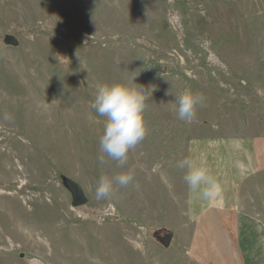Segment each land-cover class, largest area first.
<instances>
[{
	"label": "rangeland",
	"instance_id": "374dc122",
	"mask_svg": "<svg viewBox=\"0 0 264 264\" xmlns=\"http://www.w3.org/2000/svg\"><path fill=\"white\" fill-rule=\"evenodd\" d=\"M105 83L153 90L123 168L98 159ZM186 89L206 97L191 122L176 116ZM229 136L264 138V0H0V264H264V193L197 226L174 185L195 140ZM128 169L97 201L100 177Z\"/></svg>",
	"mask_w": 264,
	"mask_h": 264
},
{
	"label": "clouds",
	"instance_id": "9594fccd",
	"mask_svg": "<svg viewBox=\"0 0 264 264\" xmlns=\"http://www.w3.org/2000/svg\"><path fill=\"white\" fill-rule=\"evenodd\" d=\"M137 85V84H136ZM152 89L144 86H129L124 83L101 84L97 86L95 97L90 107L98 117H104L102 135L99 137V162L103 164L105 157L115 161L123 168L128 163L129 153L147 137L144 113ZM177 104L176 116L182 122H191L197 117L198 107H203L206 97L186 89L175 96ZM8 115L5 119H9ZM177 167L187 169L183 179L189 189L197 193L205 201L214 200L220 193V185L209 174L205 167H194L185 158L177 162ZM134 181V170L128 169L114 177L101 176L94 188L97 201L111 199L117 186L125 188Z\"/></svg>",
	"mask_w": 264,
	"mask_h": 264
},
{
	"label": "crops",
	"instance_id": "0c3cea01",
	"mask_svg": "<svg viewBox=\"0 0 264 264\" xmlns=\"http://www.w3.org/2000/svg\"><path fill=\"white\" fill-rule=\"evenodd\" d=\"M197 130L202 131V127H197ZM185 158L189 159L194 167L207 168L220 185L219 195L210 202L205 201L192 192L184 181V173L187 170L184 173L178 171L174 185L178 180H182L183 186L186 185L185 196L181 202H184L185 209L190 211L189 216L194 219V225L221 224L223 211L227 212L229 219L240 220L239 211L242 209L256 210L260 207L261 194L264 193V138L229 136L220 140H195ZM174 202L175 200L171 201L172 204ZM165 203L164 199L157 201L158 207L161 208L166 207ZM222 241L224 246H227L224 236ZM229 253L228 250L223 251V256L230 257Z\"/></svg>",
	"mask_w": 264,
	"mask_h": 264
},
{
	"label": "water",
	"instance_id": "95a60500",
	"mask_svg": "<svg viewBox=\"0 0 264 264\" xmlns=\"http://www.w3.org/2000/svg\"><path fill=\"white\" fill-rule=\"evenodd\" d=\"M8 41L13 45H17V42L13 38L8 37ZM68 187L73 195V207H82L88 203V199L85 197L84 192L80 186L75 183H69ZM173 236V233H169L167 236H165V238L162 239L163 244L165 246H169L173 240Z\"/></svg>",
	"mask_w": 264,
	"mask_h": 264
}]
</instances>
